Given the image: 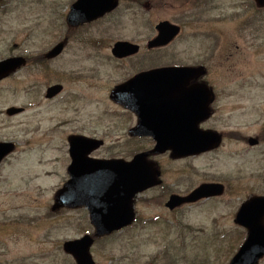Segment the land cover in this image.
<instances>
[{
	"label": "rangeland",
	"instance_id": "1",
	"mask_svg": "<svg viewBox=\"0 0 264 264\" xmlns=\"http://www.w3.org/2000/svg\"><path fill=\"white\" fill-rule=\"evenodd\" d=\"M179 1L143 14L135 9L134 15H124L122 25L109 16L70 29L65 19L69 0H0V60L12 55L31 59L0 82V140L18 146L0 169V264H76L63 243L94 233L89 212L84 207L51 210L53 195L68 178V133L83 127L96 131L105 140L92 154L96 157H113L127 148L126 135L112 132L110 93L133 71L112 56V46L117 38L153 36L155 23L177 17L184 9L180 4H187L184 14L193 18L194 4ZM203 9L197 21L186 22L164 56L152 55L149 67L175 60L174 52L178 60H206L209 41L196 33L214 17V31L224 32L228 45L214 52L203 79L217 81L212 84L217 99H230L229 115L213 123L227 139L202 157L157 160L167 184L180 177L184 193L203 180L224 183L226 192L177 212L160 204L161 188L147 193L136 201L133 225L96 238L91 247L96 264H228L246 237L234 222L236 212L250 195L264 193V9L253 0H215ZM144 24L148 29L141 30ZM68 33L61 56L40 62L37 54ZM56 83L63 91L46 98L47 87ZM10 106L24 112L7 116ZM250 137L259 143L251 146ZM136 141L128 146L143 149L152 143Z\"/></svg>",
	"mask_w": 264,
	"mask_h": 264
},
{
	"label": "water",
	"instance_id": "2",
	"mask_svg": "<svg viewBox=\"0 0 264 264\" xmlns=\"http://www.w3.org/2000/svg\"><path fill=\"white\" fill-rule=\"evenodd\" d=\"M259 6H264V0H256ZM118 0H78L72 5L68 15V22L77 25L102 16L114 9ZM159 36L150 46L167 44L179 32V28L169 22L158 25ZM124 47L137 51V45L126 42L116 44L113 53L116 56L124 54ZM63 49V43L56 45L48 54L53 57ZM128 50V48H127ZM131 51H128L131 53ZM26 64L24 57H10L0 61V80ZM202 68L172 67L160 68L143 72L133 79L116 87L111 94L112 99H180L182 115L180 122L185 133L164 132L162 126L154 125L156 118L152 112L140 114V119L148 123L147 131L137 127L133 134H150L157 144L152 151L138 154L132 161L123 159H97L89 154L99 148L102 140L86 136H70L71 164L68 167L69 180L55 195L54 209L62 206L76 208L86 206L91 220L96 227V235L110 234L129 224L135 218L133 199L138 192L160 183L156 178L160 171L153 162L146 157L151 153H162L167 148L173 149L174 156H184L206 151L221 140L216 132H198L191 135L196 118V109L200 110L204 99H214V92L205 84L186 87L190 79L203 73ZM62 90L61 85H53L47 89L46 96L53 97ZM129 106L128 102L122 101ZM22 109L10 108L8 114H14ZM258 141L251 138L250 143ZM13 149L12 143H0V161ZM224 186L221 184H202L187 197L172 196L168 206L175 208L185 202H195L203 197L222 194ZM235 221L248 229V236L230 264H258L264 257V197L254 196L244 203L237 213ZM90 235L76 240L66 241L64 249L71 253L77 264H95L90 254L93 243Z\"/></svg>",
	"mask_w": 264,
	"mask_h": 264
},
{
	"label": "flooded vegetation",
	"instance_id": "3",
	"mask_svg": "<svg viewBox=\"0 0 264 264\" xmlns=\"http://www.w3.org/2000/svg\"><path fill=\"white\" fill-rule=\"evenodd\" d=\"M76 0H69V2L67 3L68 6H71ZM172 1H179V0H118V6L111 12L106 13L104 16L97 18L96 20L90 21V22H86V23H82L79 24L78 26H75L74 28H79L82 27L83 25H87V24H91L94 22H97L99 20L105 19L106 17L109 16H113L114 17V23L116 22L117 25L123 23V17L125 14H131L134 15V10H138L140 11V13H144V11H149L151 9H162L165 8L167 5H169V2ZM186 0H180L179 2H185ZM194 6H192V8H195V16L192 18L191 15H187L184 14L186 12H188L189 7L187 6V4H180L184 9L181 10V12L179 13V15L177 17L174 18H165V19H160L159 21H157L154 25V29H155V33L153 34V36H149L147 39L145 40H137L134 39L130 36H128L129 38H117V40L114 42V44L118 41H126L129 42L131 44L137 45V52H133L130 50V48L124 47V56L122 58H117L114 57L115 59H117L118 61H122L123 63L130 65V67H132V74L126 76L127 78L123 79L122 81H126L134 76H136L137 74H140L142 72H145L149 69H151L150 63H151V57L152 55H165V53H167V49H169V47H171L178 39L179 37L184 33L185 31V27L187 25V21H197L200 14L204 11L203 8L205 7H211L215 4V0H190ZM214 18V17H212ZM212 18H210L206 23L209 24V27L204 29L201 28L199 32H197L196 34H199L201 36L204 37V39H207L209 41V43H207L205 45V48L207 50L208 47V54L209 56L207 57L206 60L204 61H199V59H195L194 61H184L183 59H177V54L174 52L172 53L173 55H175V60L172 61H168L166 63H164L163 65H159L158 67H173V66H198V65H204L205 68L207 66V63H209L210 59L213 58V54L214 52H219L220 50H222L223 48H225V46L228 45V43L224 44V32H220V31H214L215 26L212 23ZM164 20H168L176 25H179L181 28V32L176 36V38L170 42L167 45L164 46H157V47H151L150 46V42L156 38L158 32H157V24L164 21ZM138 23L142 24L141 19L138 20ZM146 23L148 25L151 24V21L149 18H147ZM148 29V26L146 24H144V27L141 28V30L143 29ZM72 29V28H70ZM74 31V30H73ZM72 31V33H73ZM148 33V30L145 32ZM71 33H68L65 37H64V42L69 39ZM113 44V46H114ZM209 44V45H208ZM112 46V47H113ZM128 51H131V53L129 54ZM14 56V55H12ZM17 56V55H16ZM27 60H29V58L27 57ZM157 68V67H154ZM207 69V68H206ZM19 70H17L16 72H18ZM16 72L10 74L11 77L13 74H15ZM208 72V70H207ZM207 74V73H206ZM7 77V78H8ZM7 78H5L4 80H6ZM202 78V80H201ZM199 79H190L189 82L186 84L187 87H191L193 85L198 84L201 81H204V76H202ZM215 80V79H214ZM3 81V80H2ZM1 82V81H0ZM206 83H208V81H205ZM216 80H215V84H216ZM117 86V85H116ZM55 98V97H54ZM53 99V98H52ZM122 101L128 102L129 106H126L123 104V102L119 101V100H111L112 104H113V123H112V132L116 131L117 134L119 135H126L127 137V148L121 152V153H116L114 154V158H123L126 160L131 159L133 156H135L134 154V147L131 148L128 145L132 144V141L136 140V139H147L150 142H152L150 144V146L148 147H144L145 149L143 150H139V152H144L147 150H150L154 147L155 142L153 141V139L149 138V137H133L132 136V130L138 125L141 124L144 127H147V125H150L148 123H144L140 120V114H148L150 112L153 113V115L155 117L159 116L160 121H158L156 124H160L162 126V131L164 132H181V133H185V129L182 126V123L180 122V114L182 113V106L180 104V99H155V100H151V99H121ZM230 99H207V105H201L200 110H201V116H202V121L197 125L199 129L201 130H212V131H218L217 128L215 129L213 127V123H214V118H219V117H223L226 115H229L230 113V105H229ZM199 105V104H197ZM197 105L193 107V109H196V116H199V109H197ZM209 113V114H205V113ZM22 114V113H19ZM16 114V115H19ZM182 115V114H181ZM180 117V118H179ZM95 125L98 126V122L97 120H93ZM115 122V123H114ZM189 130H191L193 133L196 132L194 129L192 128H188ZM220 131V130H219ZM220 133L224 136V134L220 131ZM97 132L93 131V130H89L86 128H76L73 131L68 133V136L71 135H82V136H92V137H97ZM0 141H4V140H0ZM14 149L13 151H11L9 154H7L2 162L0 163V169L5 165V163L7 162V158H9L12 154H14L17 143H14ZM133 145V144H132ZM69 146H67V151H66V155H67V160L70 161V156H69V152H68ZM24 151H28V149H24L22 150V152ZM214 151V150H213ZM211 151V152H213ZM161 156H167L171 159H174L172 157L171 151H166L165 153L158 155V156H153L150 155L149 159H155L157 161V158L161 157ZM193 157V156H192ZM179 160V159H178ZM9 162V161H8ZM158 162V161H157ZM159 164V162H158ZM160 169H161V175H162V183L158 186H154L151 187L149 189H147L146 191L142 192L141 194H139L136 197V200H138L139 198H147L145 195L155 189L161 188V195L157 198L160 201V204L163 205L165 207V209L169 212H174V211H178L182 209V206L176 208V209H170L167 207V203L169 201V199L173 196V195H187L188 193H190L191 190L187 191V193L182 192L181 189V180L178 178L177 183L175 184V182H173V184L171 185V183L166 182L165 178H164V174H165V169L162 165H160ZM181 171L179 170V173ZM155 196V195H154ZM157 197V196H156Z\"/></svg>",
	"mask_w": 264,
	"mask_h": 264
}]
</instances>
